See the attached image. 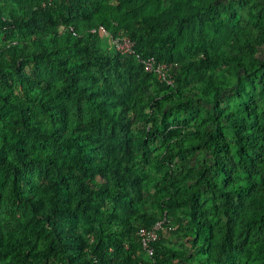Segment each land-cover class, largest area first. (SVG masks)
<instances>
[{"label": "trees", "instance_id": "trees-1", "mask_svg": "<svg viewBox=\"0 0 264 264\" xmlns=\"http://www.w3.org/2000/svg\"><path fill=\"white\" fill-rule=\"evenodd\" d=\"M0 264H264V0H0Z\"/></svg>", "mask_w": 264, "mask_h": 264}, {"label": "built area", "instance_id": "built-area-1", "mask_svg": "<svg viewBox=\"0 0 264 264\" xmlns=\"http://www.w3.org/2000/svg\"><path fill=\"white\" fill-rule=\"evenodd\" d=\"M116 44L118 46V48L122 51H130L131 48H132V42L128 39V38H119V37H116ZM144 64H145V68L147 70H154L156 73H158V75L160 77H163V78H166L167 77V74L165 72V69H164V66L162 64H157L155 59L153 57H150L149 59L147 60H143ZM160 224L161 223H158L156 225L155 228H158L160 227ZM143 234L145 236L144 238V244L146 246H148V241L150 239H155L156 238V233L151 231V232H146V231H143ZM149 251L152 253V250L151 248L149 247Z\"/></svg>", "mask_w": 264, "mask_h": 264}, {"label": "rangeland", "instance_id": "rangeland-1", "mask_svg": "<svg viewBox=\"0 0 264 264\" xmlns=\"http://www.w3.org/2000/svg\"><path fill=\"white\" fill-rule=\"evenodd\" d=\"M102 40H103V42L105 43V44H109V45H111L112 44V42H111V40H110V35H108V34H102Z\"/></svg>", "mask_w": 264, "mask_h": 264}]
</instances>
